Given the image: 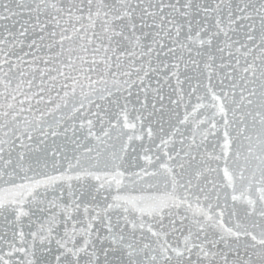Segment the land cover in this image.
Returning <instances> with one entry per match:
<instances>
[{"label": "snow or ice", "instance_id": "1", "mask_svg": "<svg viewBox=\"0 0 264 264\" xmlns=\"http://www.w3.org/2000/svg\"><path fill=\"white\" fill-rule=\"evenodd\" d=\"M0 264H264V0H0Z\"/></svg>", "mask_w": 264, "mask_h": 264}]
</instances>
